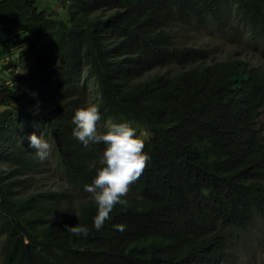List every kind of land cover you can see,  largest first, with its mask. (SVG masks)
Masks as SVG:
<instances>
[{
  "label": "trees",
  "instance_id": "16d2710c",
  "mask_svg": "<svg viewBox=\"0 0 264 264\" xmlns=\"http://www.w3.org/2000/svg\"><path fill=\"white\" fill-rule=\"evenodd\" d=\"M38 2L0 0V264H233L264 220V63L185 36L240 29L264 52V0ZM92 105L100 132L127 123L151 157L101 230L84 188L106 146L73 136ZM32 134L53 144L64 190L40 187Z\"/></svg>",
  "mask_w": 264,
  "mask_h": 264
},
{
  "label": "clouds",
  "instance_id": "9594fccd",
  "mask_svg": "<svg viewBox=\"0 0 264 264\" xmlns=\"http://www.w3.org/2000/svg\"><path fill=\"white\" fill-rule=\"evenodd\" d=\"M102 119L98 107L92 105L78 109L73 118L75 128L73 136L85 147L90 144L103 143L105 151L99 170L91 185L84 190L91 194L98 206V214L94 217V228L101 230L116 205H125L131 186L135 184L149 166L151 157L145 153V143L137 136L136 130L127 123L113 124L106 134L98 130ZM29 147L35 150L37 157L43 161L51 152V145L36 134L28 138ZM67 232L76 236L87 237L86 226H65ZM117 230L124 231L125 225H116Z\"/></svg>",
  "mask_w": 264,
  "mask_h": 264
},
{
  "label": "rangeland",
  "instance_id": "374dc122",
  "mask_svg": "<svg viewBox=\"0 0 264 264\" xmlns=\"http://www.w3.org/2000/svg\"><path fill=\"white\" fill-rule=\"evenodd\" d=\"M38 6L41 9H61L59 0H39ZM185 43L193 46H201L211 50V55L217 59L225 58L228 54L250 60L254 64L264 63V52L254 48L245 41V34L232 30L231 35H223L216 31L202 28L188 30L185 36ZM51 145V152L47 159L42 161L44 166L40 177L41 188H61L68 187L64 178L59 175L58 157L54 151V146L50 140L41 136ZM76 197L72 198L71 208ZM248 243L238 246L235 252L233 264H264V220L259 219L253 224V230L248 234Z\"/></svg>",
  "mask_w": 264,
  "mask_h": 264
}]
</instances>
